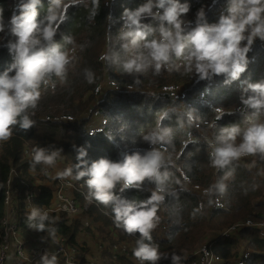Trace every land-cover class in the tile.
<instances>
[{
  "label": "trees",
  "instance_id": "trees-1",
  "mask_svg": "<svg viewBox=\"0 0 264 264\" xmlns=\"http://www.w3.org/2000/svg\"><path fill=\"white\" fill-rule=\"evenodd\" d=\"M62 1L55 8L57 31L54 40L68 53L76 51V60H82V66L75 69L73 74L67 69L64 79L52 76L46 84L41 85L37 108L28 110L34 125L28 130L22 129L19 124L13 126L11 138L0 149V242L7 234L1 222L7 218L15 226L16 234H20L22 238H29L32 234L44 241L54 237L61 238L64 250L70 253L74 250L79 264H89V260L95 258L91 255L93 252L99 253L95 258L97 264H136V261L150 264L133 256V249L141 239L139 233L128 234L123 228L117 227L112 213L113 205L105 206L90 198L87 177L77 179V175L90 166L92 161L101 157L117 161L124 154L139 152L143 155L151 151L149 146L152 143L146 137L170 130L163 140L168 161H162L159 170L164 178L160 185L164 191L159 193L164 196L157 212L159 222L151 232L152 239L144 240L147 244L158 246L162 257H167L160 259L157 264H172L173 254L183 256L202 244L217 263L223 261L231 264L229 261L238 256L240 245L243 244L252 250L247 264H264V239L252 227L261 222L264 216V168L248 170L234 162L223 168L210 164L212 146H221L218 138L223 129L238 127L240 134L236 137L235 144L239 145L249 127L264 124V108L257 110L249 105L240 118L222 114L217 116L218 110L242 106L241 100L254 95L247 86L264 81V64L261 66L263 73L259 72L255 67L257 60L250 52L247 54L249 63L245 71L248 74L245 76L244 72L241 75L242 82L239 84L214 82L223 77L216 76L212 79L214 84L204 82L199 85V81L187 90L182 102L166 94L153 98L144 92L146 88L171 84L178 85V88L182 84L196 82L199 78L194 70H186L182 58L175 56L167 63V69H164L165 64L162 65L159 74L155 73L154 63L144 73H129L124 70L123 66L127 61L141 55L147 57L148 50L143 47L144 41L138 47H133L122 38V32L127 31L122 13L125 9L135 10L145 0H112L109 8L106 0H98V3L95 0ZM180 2L190 5L188 13L182 17L187 22L195 19L201 8L206 13L208 23L218 21L221 6L226 7L223 15L227 14V0L214 5L212 0ZM17 3L14 0H0V16L6 25ZM54 7L52 0H41L38 20L46 22L49 9ZM142 24L154 29L147 40L160 39L157 20L146 18ZM68 36L73 38V43H66L64 38ZM9 40L10 34L6 28L4 32H0V72L11 63L6 47ZM257 45L263 51L259 57L264 58V45ZM85 69L92 73L91 83L85 77ZM116 73L122 75V80L115 77ZM104 79L116 82L113 90L107 93L102 89ZM205 86L208 88L210 105L200 104L195 97ZM128 87H132L136 93L119 92ZM104 93L103 97L97 98ZM73 103L77 104L76 108H72ZM90 106L97 107L99 115L106 120L103 132L90 134L86 124H66L60 121L62 118L84 116ZM226 118L232 119L227 122ZM189 133L198 141L188 142ZM27 144L32 149H62L57 158L58 164L63 173L67 169L72 170L71 175L64 176L73 183L72 195L79 207L83 208L90 200L84 218L94 225V231L98 234L97 244L101 243L100 245L91 248L90 243H79L78 233L82 232L77 223H71L70 215L63 211H49L54 202L57 180H47V176L43 175L44 164L32 166L33 159L28 153ZM21 147L27 152L29 164L20 161ZM80 150H84L86 156L80 157ZM185 180H188L192 188L197 187L205 193L202 206L199 205L200 197L184 188ZM220 185L224 186L223 192L220 191ZM149 188L156 191V183L145 180L140 189H126L123 192L120 191L121 185L117 184L112 191L121 199L139 204L151 195ZM8 189L11 201L7 207L5 201ZM27 189L35 193L34 207L42 208L48 213L49 218L43 221L44 230L29 226L38 223L39 217L35 221L28 219L30 212L25 208L24 196ZM237 223L241 225L236 226ZM244 225H248L246 228L249 229H242L245 228ZM237 230L238 238L222 237L209 241L212 237ZM105 243L109 246L116 245L118 252L114 249L110 251L107 245H102ZM15 252L16 246L10 244L9 253ZM56 258L57 264H65L64 258ZM9 264L27 263L13 257Z\"/></svg>",
  "mask_w": 264,
  "mask_h": 264
},
{
  "label": "clouds",
  "instance_id": "clouds-1",
  "mask_svg": "<svg viewBox=\"0 0 264 264\" xmlns=\"http://www.w3.org/2000/svg\"><path fill=\"white\" fill-rule=\"evenodd\" d=\"M60 2L52 0L55 7L49 9L46 22L38 20L41 0H18L15 6L17 11L7 25L0 16V32L7 28L14 37L6 45L11 63L0 72V141L10 139L13 126L17 124L24 130L30 129L35 122L30 119L28 110L37 108L41 85L46 84L52 76L61 79L66 77L67 66L72 58L54 40L57 31L55 8L59 7ZM95 2L98 3V0ZM227 4V14L221 15L216 23H208L206 13L201 8L196 14L194 26L182 19L190 5L180 0H145L135 10L125 9L122 19L127 31L122 32V38H130L133 47H138L144 41L143 47L148 53L147 57L141 55L127 61L124 70L144 73L154 63L155 73L159 74L162 65L175 56L182 58L186 70H194L199 80H211L216 76H223L225 84L239 80L247 69V54L254 39L264 41V0H227ZM146 18L159 22V40H147L154 29L142 24ZM64 39L69 44L74 42L71 36ZM85 77L89 83L92 82L90 70L85 69ZM247 87L254 95L244 103L257 110L264 108V81L250 83ZM169 133L170 130H165L163 134L152 133L146 139L155 144L163 141ZM239 134L240 129L236 126L222 130L218 138L221 146L211 153L212 166L223 168L242 156L264 154V124L249 127L243 134L242 142L237 145L235 140ZM61 151L35 147L32 166L54 165ZM79 156H86V152L80 150ZM162 160L161 152L156 150L143 155L139 152L124 154L117 161L101 157L77 175V179L87 177L90 198L105 206L113 205L112 213L117 227L123 228L128 234L139 233L141 239L133 249V256L150 264H157L160 259L167 258L162 257L158 246L144 242L152 239L151 232L159 222L158 207L164 200V196L159 194L164 191L160 187L164 182L159 171ZM71 173L72 170L67 169L64 175ZM145 180L155 182L157 189L139 204L121 199L112 191L117 184L121 185V192L140 189ZM219 187L223 192L224 186ZM37 217L39 222L29 226L44 230L43 221L49 218L48 213L40 214L38 209H33L28 219L35 221ZM171 259L172 264H177L180 257L173 254ZM41 260L42 264H57L56 256L49 259L45 254Z\"/></svg>",
  "mask_w": 264,
  "mask_h": 264
},
{
  "label": "rangeland",
  "instance_id": "rangeland-1",
  "mask_svg": "<svg viewBox=\"0 0 264 264\" xmlns=\"http://www.w3.org/2000/svg\"><path fill=\"white\" fill-rule=\"evenodd\" d=\"M106 1H107L106 2V5L109 8L110 5H111V3H112V0H106ZM220 1L221 0H212V5L218 4V3H220ZM62 2L63 1L61 0L60 3H62ZM225 9H226V7H222L221 6L220 9L218 10L219 11V15H223V13L225 12ZM16 11H17L16 10V7H14V12H16ZM154 11H155V9H154ZM195 19L190 20L188 22H190V24L191 23H194L195 22ZM12 39H14V37H12L10 35V40H12ZM124 42L130 45V38L125 39ZM101 49H100V51H101ZM250 52L253 53V57L257 60V68H258V71L259 72L262 71V73H263V69H261V66L264 64V58H260L259 57V55L263 54V51L257 45L255 47L251 48L248 53H250ZM68 54H69V56L72 59H71L70 63L68 64L67 69L70 70V72L73 74L75 72V69H80L81 68V66H82V60H80V61L76 60V54H77L76 51L71 52V53L69 52ZM123 68H124V66H123ZM167 68H168V66H167V64H165L164 69H167ZM115 77H117L119 80H122V75H120L118 73L115 74ZM198 81H200V84L199 85H201L204 82L205 83H209V84H214L212 79L211 80H199L198 79ZM241 82L242 81H241V78H240L239 80L235 81L234 83L239 84ZM114 83H116V82H111L110 80L104 79L103 82L101 83L102 84V89H105V91L107 93V92L113 90V88L115 87ZM182 85H184V84H182ZM177 86L178 85H173V84L166 85V86H156V87H152V88H146L144 90V92L146 94L150 95V97H153V98L155 96L164 95V94L172 96L173 94L174 95H177L178 92H180L181 90L184 89V86H180L178 88H177ZM119 92L122 93V94H125L127 92L129 94H135L136 93V91L132 87H128L126 90H122V91L119 90ZM106 93L97 96V98L100 99ZM244 101H245V98L243 100H241V102H240V104H242L241 112H238V111L233 110V109H227L225 111L224 110L222 111V116L225 115V116H232L234 118H240L244 114L245 107L247 106V104H245ZM233 106H235V105H233ZM76 107H77V104L76 103H73L72 104V108H76ZM96 109H97V107L90 106L89 107V110L85 113L84 116L81 115L80 117H77L75 119H72L71 118V120L62 118V119H60V121L66 123V124H72V122L79 123V124H86L85 126H86V129H87V131L89 133H93L95 131L103 132L105 130V127H103V126L106 125L105 124L106 123V120L103 117H101L99 114L93 116V112H95ZM231 119L232 118H226V121L229 122V121H231ZM162 145L165 148L164 151L160 149V147ZM149 150H151V151L152 150H156V151L161 152L162 157H166V159H163L162 161L163 162H167L168 161V155L167 156L165 155L166 152H167V149H166V146L164 145V141H157L155 144H152L151 146H149ZM20 161L29 164V158H28L27 152L22 147H21V160ZM58 171H59V168L58 167L53 168L52 173H49L48 174L47 180L48 181H51L52 178L58 174ZM30 173H33V170H30ZM184 188L185 189H190V187H189V185L187 183L184 184ZM149 190H151L152 192L154 191L151 188H149ZM67 198H69V191H68V189H66V188H60V190L58 191V193L56 195V204H57V206H60V207L61 206H64L66 204V199ZM68 213L70 215L71 223L72 222H75L79 226H80L81 221L83 219H85L84 218V213L81 212V211H72V210L70 211L69 210ZM240 225H241V223H237L236 224V226H240ZM244 226H245V228H242V229H249V228H246V226H248V225H244ZM258 234H259V237L261 239H264V226L262 228V231H259ZM79 235L84 236L83 237L84 240L90 243L91 248H95V247H97L98 245L101 244V243H98L97 244L96 238L98 237V234L95 233V232H92L90 234H81L79 232L78 233V236ZM9 236H10V240L9 241H10V244L11 245H13V246L20 245L21 246V251L20 252L23 255V260H22L23 263H27V264H39V263L42 262L41 257L34 256L32 252L34 250L39 249L42 245L49 246L48 241H44V240L40 239L39 237L36 236V234H32V236L29 237V238H22V236L20 234H16L14 232L13 233L10 232L9 233ZM222 237L238 238L239 237L238 236V230L237 231H228L227 233L218 235L216 237H212V238L209 239V241H215V240H218V239H220ZM78 241H79V243H85V241L80 240L79 237H78ZM102 245H104V246L107 245V247L110 249V251L112 249H115L116 248V245L115 246L114 245L109 246L107 243L102 244ZM202 245H204V244H202ZM202 245H200L199 247H197L195 249L192 248L191 250H189L191 252L185 254L184 256L191 255L192 253H194L195 251H197L199 248L203 247ZM53 249H54L53 247H50V251H53ZM91 251H92V249H91ZM71 254L74 257H76L75 256V253H74V250L71 251ZM251 254H252V250L249 247H247V246H245V245L242 244V245H240L239 252H238V256L235 257V258H233L232 260H230L229 263L236 264L239 261H244V262L245 261H248L250 259V257L252 256ZM91 255H92V257L97 258L99 256V253L98 252H93ZM13 257H15V258L18 259L16 253H13V254L10 253L7 256V259H6V261H5L4 264H9L10 258H13ZM95 258L91 259L90 261L93 262L94 264H97V261H96ZM136 264H140V263L136 261Z\"/></svg>",
  "mask_w": 264,
  "mask_h": 264
},
{
  "label": "built area",
  "instance_id": "built-area-1",
  "mask_svg": "<svg viewBox=\"0 0 264 264\" xmlns=\"http://www.w3.org/2000/svg\"><path fill=\"white\" fill-rule=\"evenodd\" d=\"M14 2L17 3L18 0H14ZM257 44L264 45V41H261L259 38L254 39L251 48L255 47ZM172 96L180 102H182L186 98L185 92H178L177 95L173 94ZM195 97L199 101L200 104L210 105V99L208 98L207 86H205L200 92H198ZM241 107L242 106H239L237 108H234L233 110L241 112ZM246 107H245V109H246ZM222 111L223 110L217 111V116H220L222 114ZM98 114H99L98 110L93 112V116L98 115ZM95 132H97V131H95ZM188 135H189L188 142L191 140L198 141V139L195 137H192L190 135V133ZM8 140L0 142V149L2 148L3 144L5 142H7ZM216 147H219V145L212 146L211 153L214 152V149ZM27 148H28V153H29L30 157L32 158L33 157V149L28 144H27ZM160 149L164 151L165 148L162 145L160 147ZM211 153H210V158H211L210 164H212ZM232 162H234L236 164L243 165L248 170L259 169L262 167L264 168V154L256 153L254 155H246V156H242L238 160H234ZM55 167H58L59 171H58V174L53 177L57 180L56 193L53 197V199H54L53 205L51 206L49 211H53V212L63 211V212L68 213L69 210L70 211L72 210V211H81L84 213L88 208L90 200H88V202L83 206V208L79 207L77 201L75 200V198L72 195V190L74 188L73 183L70 181V179H68L64 176L63 170L60 168L58 161H56V163L54 165H51V166L44 165L43 175L48 176L49 173H52L53 168H55ZM187 181L188 180H185V184L187 183L189 185V183ZM9 183H10V181H8V184ZM60 188H66L69 191V198L66 199V204L64 206H61V207L57 206V204H56V195H57L58 191L60 190ZM187 190H190L191 192L197 194L200 197L199 205L202 206L204 201H205V193L203 192V190H200L197 187L192 188L191 186H190V189H187ZM34 195H35V193L33 190L27 189L25 191L24 196H25V205H26L25 208H26V210L31 213V211L33 209H38L40 214L45 213L46 211L43 210L42 208L34 207V205H33ZM10 201H11V195H10V190L8 189V191L6 192V201H5V204L7 205V207L10 205ZM1 223L5 227V230L7 232V234L4 237V239L2 240V242H0V264H4L6 259H7V256L10 254L9 253L10 252V241H9L10 236H9V233L10 232L16 233V228L14 225H12L8 222L7 218H4ZM263 226H264V216H263V219L261 222L253 225L252 227H255L258 231H262ZM90 229L91 228L89 227V225L87 223L80 227L81 231H86V230H90ZM48 243H49V246L42 245L39 249L34 250L32 252L33 255L36 257H42L45 254H47L49 259H51L52 256H56V257L64 258L65 264H79L77 262L76 258L70 253V251L64 250V247H63L64 241L61 238L54 237L52 239H49ZM50 247L54 248L53 251H50ZM20 251H21V246L16 245V252L15 253L17 254L18 259L20 261H22L23 255L21 254ZM114 251L118 252V249H114ZM179 260L180 261L177 264H217V260L213 257L212 254H210L208 252V250L205 247L199 248L197 251H195L194 253H192L189 256H184V255L180 256ZM247 262L248 261H245V262L239 261L236 264H247ZM89 264H94V263L90 262ZM218 264H228V263H224L223 261H220V262H218Z\"/></svg>",
  "mask_w": 264,
  "mask_h": 264
},
{
  "label": "crops",
  "instance_id": "crops-1",
  "mask_svg": "<svg viewBox=\"0 0 264 264\" xmlns=\"http://www.w3.org/2000/svg\"><path fill=\"white\" fill-rule=\"evenodd\" d=\"M198 82H199V81L197 80L196 82L194 81V82H190V83H186V84H184V85H181V86H184V89L181 90L180 92H185V91H187V90L193 88ZM194 83H195V84H194ZM186 85H187V86H186ZM188 85H189V86H188ZM86 223L89 225V227H90L91 229H90V230H86V231H81L82 234H90V233H92V232H95V231H94V225H93L92 223H90V222H89L88 220H86V219H83V220L81 221L80 227L83 226V225L86 224ZM95 233H96V232H95ZM83 237H84V236L79 235V239L85 241ZM85 242H87V241H85ZM87 243H89V242H87ZM89 262H91V261L89 260Z\"/></svg>",
  "mask_w": 264,
  "mask_h": 264
},
{
  "label": "bare ground",
  "instance_id": "bare-ground-1",
  "mask_svg": "<svg viewBox=\"0 0 264 264\" xmlns=\"http://www.w3.org/2000/svg\"><path fill=\"white\" fill-rule=\"evenodd\" d=\"M255 67L257 68V66H255ZM247 74H248V73H247V72H245V74H244V75L246 76ZM224 79H225L224 77H222V78H220V79H215V80H214V82H219V81H222V82H224ZM234 82H235V81H234Z\"/></svg>",
  "mask_w": 264,
  "mask_h": 264
},
{
  "label": "snow or ice",
  "instance_id": "snow-or-ice-1",
  "mask_svg": "<svg viewBox=\"0 0 264 264\" xmlns=\"http://www.w3.org/2000/svg\"><path fill=\"white\" fill-rule=\"evenodd\" d=\"M61 20L63 19V16H61V18H60Z\"/></svg>",
  "mask_w": 264,
  "mask_h": 264
}]
</instances>
